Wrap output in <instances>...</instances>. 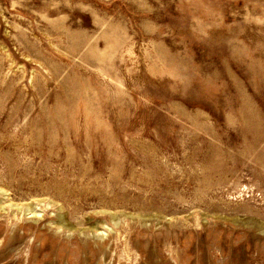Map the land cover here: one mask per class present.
<instances>
[{
  "label": "rangeland",
  "instance_id": "obj_1",
  "mask_svg": "<svg viewBox=\"0 0 264 264\" xmlns=\"http://www.w3.org/2000/svg\"><path fill=\"white\" fill-rule=\"evenodd\" d=\"M0 264H264V0H0Z\"/></svg>",
  "mask_w": 264,
  "mask_h": 264
},
{
  "label": "bare ground",
  "instance_id": "obj_2",
  "mask_svg": "<svg viewBox=\"0 0 264 264\" xmlns=\"http://www.w3.org/2000/svg\"><path fill=\"white\" fill-rule=\"evenodd\" d=\"M63 221H64V220H63V218L61 217V218H60V223L63 222Z\"/></svg>",
  "mask_w": 264,
  "mask_h": 264
}]
</instances>
